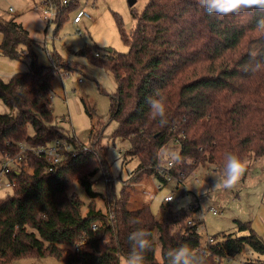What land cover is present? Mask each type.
<instances>
[{
	"label": "trees",
	"instance_id": "obj_1",
	"mask_svg": "<svg viewBox=\"0 0 264 264\" xmlns=\"http://www.w3.org/2000/svg\"><path fill=\"white\" fill-rule=\"evenodd\" d=\"M52 1L58 9L52 20L57 31L80 8V0ZM130 13L135 22L129 31L113 13L126 51L109 49L97 55L86 43L72 49L109 71L117 84L108 93L107 123L90 132L87 145L54 121L51 105L53 77L66 73L61 65L74 68L77 63L63 61L55 49L47 51L49 63L40 62L35 50L40 44L29 31L15 19H0V53L10 59L29 58L28 70L8 79L0 76V99L15 109L0 113V161L18 152L21 143L36 147L60 139L78 151L51 171L42 153L26 151L9 173L15 183L0 197V264L44 255L63 264H119L130 252L128 235L136 228L151 232L152 238L158 234L159 255L154 241L145 264L166 262L162 253L182 245L203 254L206 264H221L246 244L264 255V239L250 221L236 220L238 231L245 234L222 231L207 243L198 232L201 220L187 222L194 214L187 205L164 200L159 218L148 205L127 207L133 184L144 175L161 186L171 177L182 181L200 165L221 168L227 152L242 161L264 154V30L257 27L264 12L220 18L208 15L197 0H146L140 11L130 6ZM252 53H258L255 60L262 65L258 72L247 70L255 62ZM157 94L166 98L168 124L163 127L150 117L147 103ZM109 123L113 127L105 133ZM115 138L128 142L124 157L138 159L117 192L106 158L107 144ZM97 172L105 182V192L99 193L104 208L97 206L93 189ZM73 182L82 184L91 197L85 214L84 201L68 192ZM246 264H264V257Z\"/></svg>",
	"mask_w": 264,
	"mask_h": 264
},
{
	"label": "rangeland",
	"instance_id": "obj_2",
	"mask_svg": "<svg viewBox=\"0 0 264 264\" xmlns=\"http://www.w3.org/2000/svg\"><path fill=\"white\" fill-rule=\"evenodd\" d=\"M145 1L136 0L133 6L140 11ZM79 2V7L87 11L91 18L83 17L76 24L72 21L74 12H71L57 31L53 21H50L47 26L48 22L43 16L40 0H0V19H15L29 31L33 39L39 41L40 45L36 50L40 62L49 63L47 51L55 49L63 61L77 63L74 68L68 63L61 65V72L66 73L56 74L53 77L51 105L54 121L76 134L80 141L87 145L90 142V132H97L107 123L108 93L114 92L117 84L109 71L92 64L85 56L76 54L72 49H77L86 43L100 55L109 52V48L115 53L124 52L127 46L120 37L113 13L121 17L127 31L133 27L135 20L131 16L127 0H80ZM44 45L47 49H44ZM28 63V57L10 59L0 53V76L8 79L17 71H26L29 68ZM14 111V108H10L0 99V113ZM112 127L113 124L109 123L105 133H108ZM127 148L128 142L119 138L110 139L107 144L106 158L110 164V174L114 178L112 182L116 192L121 184H125L130 171L138 163L135 157H124ZM243 162L247 165L246 171L232 189L215 187V177H219L220 167L215 169L216 167L210 164L200 165L192 175L179 181L180 183H177L175 177H171L167 183L161 185L162 187L149 205L150 209L156 217H162L160 204L169 191L172 190L175 196L173 201H176L178 206L187 205L195 192L198 195L200 211L203 213L198 226L202 240H205L207 235L222 231L235 232L237 235L245 234L243 231H238L236 220L250 221L251 226L264 239V154L257 157L251 155ZM93 178V189L98 192L95 196L97 206L104 208V200L99 194L105 192L104 178L100 172H97ZM11 190L10 187L0 185V197L10 193ZM181 191L184 193L181 194ZM68 192H76L84 201L81 212L85 214L87 203L91 199L85 187L78 182H73ZM211 208L216 210L215 214L212 213ZM193 218L200 220L197 219V214H193ZM153 238L157 245L156 253L159 255L156 231ZM263 257L264 255L256 253L246 244L240 253L229 261L222 260L221 264H246ZM123 258H119V264ZM10 264L63 263L54 256L44 255L20 257Z\"/></svg>",
	"mask_w": 264,
	"mask_h": 264
},
{
	"label": "clouds",
	"instance_id": "obj_3",
	"mask_svg": "<svg viewBox=\"0 0 264 264\" xmlns=\"http://www.w3.org/2000/svg\"><path fill=\"white\" fill-rule=\"evenodd\" d=\"M197 3L208 15L220 18L238 16L252 11L264 12V0H197ZM257 27L264 30V16L258 20ZM256 55L258 53L251 54V58L255 62L247 70L252 72L261 70L262 65L260 61L255 60ZM165 99L164 96L157 94L147 100L150 117L153 120L159 119L161 127L168 124ZM246 168L247 165L237 154L227 152L220 169V175L215 177V187L232 189L237 185ZM172 198L173 195L169 196L166 201ZM132 223L138 224L139 221L133 220ZM96 230L98 231V229ZM128 240L131 244L130 252L123 258L121 264H145L146 254L153 249L154 245L152 233L144 228H136L129 233ZM162 255L166 257V262L162 259L161 264H206L203 254L183 245L174 249L170 248Z\"/></svg>",
	"mask_w": 264,
	"mask_h": 264
},
{
	"label": "built area",
	"instance_id": "obj_4",
	"mask_svg": "<svg viewBox=\"0 0 264 264\" xmlns=\"http://www.w3.org/2000/svg\"><path fill=\"white\" fill-rule=\"evenodd\" d=\"M62 2L66 3L67 0H63ZM40 6L42 8L43 16L47 19L48 23L56 17L58 13V9L52 0H40ZM83 17L91 18L90 14L87 11H85L83 8H79L74 12L72 21L73 23L77 24L80 22L81 18ZM96 54L98 55L99 53L96 52ZM30 150L34 152L35 154H38V153L43 154V156L45 157V161L47 163L46 169L49 171H51L57 163H59L61 160H63L67 156L69 155L74 156L78 152L77 149L71 144V142L66 141V140H60V139H54L48 142L47 144H45V146H36V147H32L28 144L21 143L19 146L18 152H16L14 155L5 154L2 157L0 161V185H3L5 187H10V188L13 187L15 180L9 178V173L14 168L18 167L22 163L24 156H26V153H27L26 151H30ZM167 164L168 166H170L171 161H169ZM24 169H26L28 172H32V169L30 167H25ZM158 171L164 172V175L167 178L171 177V176H168L169 175L168 171L164 170L163 168H159ZM169 196H171V194L164 196V200H167ZM187 208L193 211L194 214L198 215L197 219L202 220L203 213L202 211H200L198 195L195 192L193 193V196L190 202L187 204ZM211 210H212V213L214 214L216 213L215 209L211 208ZM194 220L196 219L190 218L187 222L192 223ZM212 241H213L212 235H207L206 242L208 243ZM216 259H220V258L217 256ZM230 259H231L230 257L222 258V260H225V261H229Z\"/></svg>",
	"mask_w": 264,
	"mask_h": 264
},
{
	"label": "crops",
	"instance_id": "obj_5",
	"mask_svg": "<svg viewBox=\"0 0 264 264\" xmlns=\"http://www.w3.org/2000/svg\"><path fill=\"white\" fill-rule=\"evenodd\" d=\"M1 40H2V34H1L0 42H1ZM37 42L39 43V41H37ZM44 49H47L45 45H44ZM35 50H36V48H35ZM36 53H37V50H36ZM194 180L197 181L196 179H194ZM191 183H192V181H191ZM190 186H192V184H190ZM161 187L162 186H160L152 176L144 175L138 182L133 184V189L130 191V197L127 201V207L129 209H137V208L143 207L145 205L149 206L153 202L155 195L157 194L158 190ZM183 193L184 192L181 191V194H183ZM168 194L173 195L172 190H171V192L169 191V193H167L166 195H168ZM166 195H164V196H166ZM174 198H175V196L173 195V200H174ZM163 201H164V198H163ZM174 202H176V201H174Z\"/></svg>",
	"mask_w": 264,
	"mask_h": 264
},
{
	"label": "water",
	"instance_id": "obj_6",
	"mask_svg": "<svg viewBox=\"0 0 264 264\" xmlns=\"http://www.w3.org/2000/svg\"><path fill=\"white\" fill-rule=\"evenodd\" d=\"M127 2H128V4L130 5V6H132L135 2H136V0H127ZM110 49V48H109Z\"/></svg>",
	"mask_w": 264,
	"mask_h": 264
}]
</instances>
